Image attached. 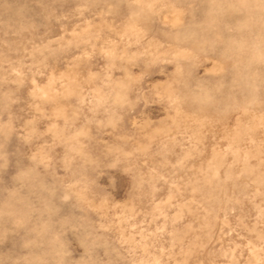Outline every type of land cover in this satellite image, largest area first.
I'll return each instance as SVG.
<instances>
[{
  "label": "rangeland",
  "instance_id": "obj_1",
  "mask_svg": "<svg viewBox=\"0 0 264 264\" xmlns=\"http://www.w3.org/2000/svg\"><path fill=\"white\" fill-rule=\"evenodd\" d=\"M0 264H264V0H0Z\"/></svg>",
  "mask_w": 264,
  "mask_h": 264
}]
</instances>
